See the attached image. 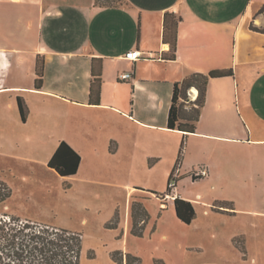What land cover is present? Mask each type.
<instances>
[{"label":"crops","instance_id":"0c3cea01","mask_svg":"<svg viewBox=\"0 0 264 264\" xmlns=\"http://www.w3.org/2000/svg\"><path fill=\"white\" fill-rule=\"evenodd\" d=\"M124 1L106 7L97 0H0V156L49 168L58 146L66 142L81 156L78 173L67 179H76L89 198L101 199L105 192L111 221L120 215L119 227L113 229L119 246L111 259L122 252L124 264L128 254L144 264L140 244L155 234L158 222L167 214L181 222L174 200L194 202L179 185L166 204L155 197L167 190L183 140L186 150L193 137L223 142L245 133L248 120L264 121V34L249 27L264 29V14L259 13L264 0ZM166 14L178 21L174 60L168 59L171 46L163 40ZM130 51L143 58L127 60ZM39 57L45 59V70L38 90ZM94 64L101 70L99 104L91 102ZM216 70H232L234 76L209 80L196 132L184 136L169 129L175 83ZM126 73L132 78L122 80ZM189 94L195 101L199 92L192 88ZM18 98L26 105L25 121ZM186 150L179 180L197 168L186 161ZM204 163L209 179L212 163ZM161 177L164 189L157 187ZM134 200L151 217L143 238L131 234ZM231 246L237 254L207 260L202 247L186 244L176 255L151 253V264H244Z\"/></svg>","mask_w":264,"mask_h":264},{"label":"rangeland","instance_id":"374dc122","mask_svg":"<svg viewBox=\"0 0 264 264\" xmlns=\"http://www.w3.org/2000/svg\"><path fill=\"white\" fill-rule=\"evenodd\" d=\"M112 5L122 6L125 1L117 0ZM15 112L11 111L12 119ZM242 125L245 128L246 123ZM247 125L245 133L240 131L223 142L193 137L187 150L185 144L189 165L200 168L207 165V160L212 163L211 178L178 179L180 192L194 200L197 217L191 225L171 214L159 221L155 234L140 244L144 264H151V253L176 255L186 244L202 247L205 254L196 250L207 260L212 255L236 253L231 246L234 244L244 264H264V141H260L264 140V121L248 120ZM164 184V178L157 180V187L164 189ZM4 194L11 196L0 203V219L9 215L37 228L66 229L81 238L80 264H115L110 253L117 250L119 235L106 227L115 224L118 228L120 215L117 213L111 221L113 212L112 208L108 210L105 192L101 199L89 198L76 179L61 178L47 167L0 156V197ZM168 195L155 193L161 204L167 203ZM133 203L140 202L131 204V228ZM155 206L154 202L150 204L152 212ZM139 222L146 229V224ZM93 253L96 258L91 260Z\"/></svg>","mask_w":264,"mask_h":264},{"label":"trees","instance_id":"16d2710c","mask_svg":"<svg viewBox=\"0 0 264 264\" xmlns=\"http://www.w3.org/2000/svg\"><path fill=\"white\" fill-rule=\"evenodd\" d=\"M117 0H97V4L106 7ZM264 14V7L259 11ZM177 26L178 21L166 14L164 21V41L171 46L170 60L175 59L177 48ZM254 32L264 34V29L250 26ZM165 59L160 56V60ZM45 70V59L39 57L36 63V89H41ZM93 81L91 85L92 104L100 103L101 91V70L94 64L92 71ZM232 70L211 71L207 75L192 73L182 82L175 83L173 97L168 118V128L178 130L184 134L196 132L200 120L201 109L205 105L207 86L210 79L232 77ZM196 88L199 92L195 101H192L189 91ZM97 95V99L95 96ZM19 112L23 121L26 120L27 109L21 98L17 100ZM190 107V108H189ZM186 141L183 140L176 167L181 165ZM81 164V156L74 151L66 142L60 143L53 157L48 163L49 169L53 170L59 177L68 178L78 173ZM174 168V170H175ZM173 170V172H174ZM172 180V177L169 180ZM167 194L171 193L168 185ZM11 195L4 194L0 197V203L6 201ZM176 217L185 225H191L197 214L192 202L176 198L174 200ZM136 211V214H134ZM0 219V264H80L82 243L79 235L73 234L66 229L58 228H37L29 223H21V219L15 216L5 215ZM141 216L143 219L140 220ZM133 224L131 234L143 238L145 226H140L139 221L144 225L150 220V214L141 203L132 205ZM109 230L117 229L115 224L106 227ZM118 254L117 257L115 255ZM112 260L116 264H124L125 257L122 252H114ZM127 264H142L140 258L128 254ZM155 264H163L156 261Z\"/></svg>","mask_w":264,"mask_h":264},{"label":"built area","instance_id":"2783aa9c","mask_svg":"<svg viewBox=\"0 0 264 264\" xmlns=\"http://www.w3.org/2000/svg\"><path fill=\"white\" fill-rule=\"evenodd\" d=\"M125 58L127 60H129V61L137 62L140 59H142L143 57H142L141 53L138 52V51H130V52H128L126 54ZM159 60H160V58H159ZM131 78H132V73H126V74L121 75V79L122 80H129ZM190 97H191L192 100H194L191 95H190ZM179 171H180V169L178 167H176L175 170H174V172H173L172 180L169 183V187L171 189V193H170V195L167 196L168 198H171L174 195V191L176 190V185H177L176 183H177L178 178H179V175H178L179 174ZM209 175H210V170H209L208 167H205V166H202L200 168H195L190 173V177L193 180L205 179V178L209 177Z\"/></svg>","mask_w":264,"mask_h":264}]
</instances>
